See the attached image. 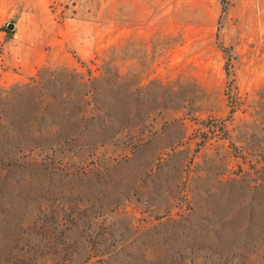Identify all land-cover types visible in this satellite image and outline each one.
Returning a JSON list of instances; mask_svg holds the SVG:
<instances>
[{
	"label": "rangeland",
	"instance_id": "1",
	"mask_svg": "<svg viewBox=\"0 0 264 264\" xmlns=\"http://www.w3.org/2000/svg\"><path fill=\"white\" fill-rule=\"evenodd\" d=\"M0 264H264V0H0Z\"/></svg>",
	"mask_w": 264,
	"mask_h": 264
}]
</instances>
